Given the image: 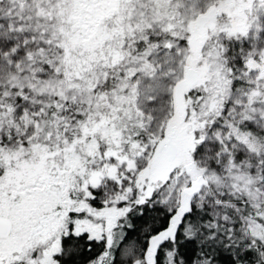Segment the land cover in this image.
I'll return each instance as SVG.
<instances>
[{"label": "snow or ice", "instance_id": "1", "mask_svg": "<svg viewBox=\"0 0 264 264\" xmlns=\"http://www.w3.org/2000/svg\"><path fill=\"white\" fill-rule=\"evenodd\" d=\"M0 264H264V0H0Z\"/></svg>", "mask_w": 264, "mask_h": 264}]
</instances>
